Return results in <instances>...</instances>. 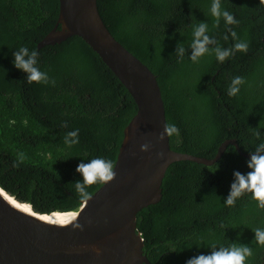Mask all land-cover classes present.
<instances>
[{
  "label": "trees",
  "instance_id": "trees-1",
  "mask_svg": "<svg viewBox=\"0 0 264 264\" xmlns=\"http://www.w3.org/2000/svg\"><path fill=\"white\" fill-rule=\"evenodd\" d=\"M211 3L97 0L112 36L157 78L166 121L179 129L178 136L169 137L170 148L212 159L222 142L234 139L249 155L264 140V5L221 0L238 24L221 19L214 27ZM58 16L59 0H0V188L40 214L78 211L84 202L74 186L83 180L78 164L95 157L115 162L137 110L126 88L79 37L38 48ZM198 22L208 23V35L223 48L236 42L229 33L234 30L248 51L235 52L223 63L214 54L192 62L191 26ZM177 43L185 47L182 58L175 54ZM21 46L39 51L37 66L55 85L27 82L26 73L13 65V52ZM235 76L245 83L229 96ZM257 128L260 140L252 135ZM76 129L79 143L66 146L65 134ZM247 161L229 145L213 165L179 161L168 167L161 200L137 214V232L151 264H185L208 254L211 244L231 243L253 249L246 264H264V247L252 231L264 228V209L250 193L234 206L224 205L233 172L247 173ZM101 184L88 186V193Z\"/></svg>",
  "mask_w": 264,
  "mask_h": 264
},
{
  "label": "water",
  "instance_id": "water-1",
  "mask_svg": "<svg viewBox=\"0 0 264 264\" xmlns=\"http://www.w3.org/2000/svg\"><path fill=\"white\" fill-rule=\"evenodd\" d=\"M60 25V29L57 26ZM79 37L129 92L136 113L124 129L115 161V178L84 200L77 212L58 220L37 219L14 207L25 204L0 188V264H151L137 232V214L161 200L168 167L179 161L213 165L234 139L221 143L212 159L173 151L169 137H157L167 123L156 76L121 45L105 26L97 0H59L55 28L38 48ZM150 143L146 152L140 145ZM162 152V158L157 153ZM31 208V206H30ZM40 216L51 215L40 214ZM79 224L81 228H74Z\"/></svg>",
  "mask_w": 264,
  "mask_h": 264
},
{
  "label": "clouds",
  "instance_id": "clouds-1",
  "mask_svg": "<svg viewBox=\"0 0 264 264\" xmlns=\"http://www.w3.org/2000/svg\"><path fill=\"white\" fill-rule=\"evenodd\" d=\"M261 5H264V0H259ZM210 14L214 18V27H219L220 20L223 19L226 25L238 24L234 15L228 10L222 8L221 0H212L210 6ZM192 27V41L189 45L191 49V55L189 59L196 63L205 54H214L217 61L223 63L235 52H247L248 43L238 38L237 33L229 29V33L233 40L236 42L231 48H223L214 37L208 35L209 26L208 23L198 22ZM224 39L227 40L228 36L225 35ZM210 45L215 47L210 48ZM175 54L179 57L185 55V47L183 43H177ZM39 51L37 49L30 50L27 46H21L13 52V65L18 70L26 73V80L29 83H51L55 85L54 79L50 80L48 73L41 71L37 66ZM245 83V80L241 76H235L232 78L228 87V95L235 96L240 91V86ZM79 129L70 131L64 136V143L68 147H72L79 143L78 138ZM179 135V129L173 123H165L163 132L157 137L162 141L165 137ZM252 135L257 139H261V132L259 129H252ZM150 143H144L140 145V151L146 152L150 149ZM163 153H157V158H162ZM23 158L21 157L20 162ZM249 171L247 173H241L239 171L233 172V182L230 185V190L227 198L224 200L225 206H234L238 198L242 197L245 193H250L253 200L257 202L259 208L264 209V140L256 144L255 149L249 152V159L246 162ZM115 162L102 157H95L87 162H81L76 168V172L81 174L82 182L76 181L74 183L76 191L80 194L84 200L91 199V194L88 193L87 187L98 183L111 182L116 173L114 171ZM18 166V165H16ZM215 171L218 165H215ZM74 228H81V225L75 224ZM223 227V225H221ZM254 241L264 247V228H255ZM211 251L208 254H199L189 258L185 261V264H246L248 258L253 256V249L248 245L231 243L229 246H217L211 244L209 246Z\"/></svg>",
  "mask_w": 264,
  "mask_h": 264
},
{
  "label": "bare ground",
  "instance_id": "bare-ground-1",
  "mask_svg": "<svg viewBox=\"0 0 264 264\" xmlns=\"http://www.w3.org/2000/svg\"><path fill=\"white\" fill-rule=\"evenodd\" d=\"M6 198H8V201L14 206L16 207L17 209H19L20 211H22L23 213H26L30 216H33L34 218H37V219H43V220H58V219H61L63 217H66L68 215H71L73 213H52L51 215H38V214H35L30 206L28 205H25V204H19L18 202L14 201L13 199L9 198L6 196Z\"/></svg>",
  "mask_w": 264,
  "mask_h": 264
}]
</instances>
